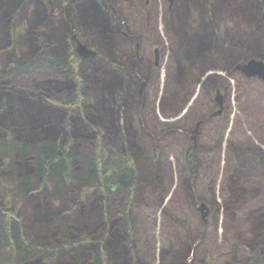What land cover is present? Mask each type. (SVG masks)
Returning a JSON list of instances; mask_svg holds the SVG:
<instances>
[{
  "label": "rangeland",
  "instance_id": "obj_1",
  "mask_svg": "<svg viewBox=\"0 0 264 264\" xmlns=\"http://www.w3.org/2000/svg\"><path fill=\"white\" fill-rule=\"evenodd\" d=\"M29 1L23 4L24 12L14 9L8 26L0 17L3 66L34 48L31 34L40 7L37 0ZM39 1L52 19L46 38L49 48H66L74 33L99 51L90 59L95 68L105 70L107 81L117 74L110 62H118L119 74L125 75L114 92L115 99L123 96L120 145L124 152L140 155L145 176L144 192L130 211L134 240L128 243L136 258L128 264H226L263 253L264 239L258 246L255 241L260 234L256 213L264 211V81L233 68L251 58L264 61V44L261 52L252 51L258 34L264 33L259 25L264 8L259 12L253 7L264 0H248L253 6L248 12L257 20L245 16L241 7L226 12L232 0H211V6L205 0ZM88 1L107 9L110 35L82 19L80 7ZM194 32H211L220 46L196 54L195 44L187 43ZM220 47L225 54L218 51ZM179 79L183 87L177 103L168 108ZM218 91L223 111L213 115L221 109ZM60 138L72 139L68 127ZM234 175L244 197L236 211L227 207ZM5 177L0 174V207L11 202L19 207L32 236L41 215L48 213L44 208L48 202L56 209L67 206L64 199L47 192L24 197L15 186L6 190ZM201 203L209 208L206 219Z\"/></svg>",
  "mask_w": 264,
  "mask_h": 264
},
{
  "label": "trees",
  "instance_id": "obj_2",
  "mask_svg": "<svg viewBox=\"0 0 264 264\" xmlns=\"http://www.w3.org/2000/svg\"><path fill=\"white\" fill-rule=\"evenodd\" d=\"M2 2L4 14L1 12L0 17L7 26L13 20L14 9L19 11L21 7L20 12H24L23 4L30 3ZM38 2L40 10L36 12L31 34L34 48L23 53L22 58H11L4 66L0 61V174L6 176L3 179L6 190L15 186L24 197L47 192L64 199L67 206L56 209L48 202L44 206L48 213L41 215L34 236L19 207L13 202L0 207V264H111L114 260L128 264L136 258L133 246L129 248L128 243L134 240L130 211L144 192L145 176L140 155L124 152L120 145L119 102L123 96L115 99L114 92L125 75L119 74L118 62H110L117 74L107 81L105 70L95 68L92 57L78 55L72 37L66 48H49L46 38L51 18L48 9ZM204 4L211 6L212 2L205 0ZM262 6L261 2L257 8L252 7L261 12ZM239 7L245 16L257 20L248 12L253 11L248 0H232L226 12ZM80 9L85 22L98 27L105 36L110 35L107 9L101 3L88 1ZM259 25L264 28V17ZM260 34L257 50L252 51H259L264 44V33ZM193 37L187 43L195 44L196 54L207 52L215 44L220 46L211 32H194ZM219 50L226 53L225 48ZM178 82L168 108L177 103L183 80ZM67 127L72 139L61 140L60 134ZM231 180L233 195L227 207L236 211L244 197L238 176ZM256 215L258 246L264 239L261 230L264 211ZM231 221H235L233 214ZM262 256L264 252L255 254L252 260L226 264H264Z\"/></svg>",
  "mask_w": 264,
  "mask_h": 264
},
{
  "label": "water",
  "instance_id": "obj_3",
  "mask_svg": "<svg viewBox=\"0 0 264 264\" xmlns=\"http://www.w3.org/2000/svg\"><path fill=\"white\" fill-rule=\"evenodd\" d=\"M171 4H173L174 0H169ZM76 39V35L73 36ZM77 46L76 51L79 56L81 57H92L95 56L98 52L97 50L91 48L87 43H84L77 39ZM234 71H241L248 77H258L264 81V61L251 58L247 61L239 62L235 65ZM216 100L219 102L221 109L214 112L213 115H219L223 111V95L218 91L216 95ZM199 209L203 213V218L206 219L207 215L209 214V208L205 203H201L199 205Z\"/></svg>",
  "mask_w": 264,
  "mask_h": 264
}]
</instances>
